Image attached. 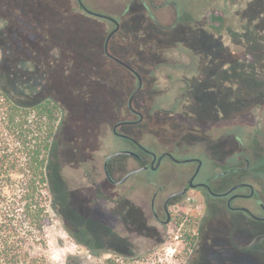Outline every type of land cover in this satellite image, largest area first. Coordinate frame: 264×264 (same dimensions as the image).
Segmentation results:
<instances>
[{
    "label": "rangeland",
    "instance_id": "1",
    "mask_svg": "<svg viewBox=\"0 0 264 264\" xmlns=\"http://www.w3.org/2000/svg\"><path fill=\"white\" fill-rule=\"evenodd\" d=\"M132 1L83 0L87 9L111 14L119 21L120 29L109 44L110 53L134 67L144 81L134 107L143 106L145 121L140 126L121 127L120 132L139 137V131L146 130L141 137L146 146H159L160 141L173 145L187 130L203 133L197 110L214 111L216 102L223 128H242L244 139L255 130L264 131V106L256 108L254 118L248 114L249 101L240 99L238 87H234L240 82L238 75L226 79L225 97L213 91V82L209 92L197 84L206 77L204 70L210 73L208 77L214 76L221 66L218 62L225 61L226 66L244 63L251 67L247 75L257 78L256 89L264 100L262 6L255 13L254 0H138L130 7ZM113 29L110 22L81 10L77 0H0V59L1 65L13 72L11 94L22 103L50 99L58 106L51 162L62 170L65 182L73 179L81 192L90 195L92 202L87 205L101 204L102 193L107 197L106 185L100 180L104 178V161L128 144L112 133L113 126L137 119L129 111L128 100L138 79L104 52L106 38ZM183 79L191 83L188 93ZM262 139L259 135L258 140ZM175 155L188 159L199 154ZM137 167L134 164L130 169ZM189 168L191 164L173 165L167 161L159 171L135 174L126 185L112 189L116 196L136 182L138 188L130 201L141 205L157 189L147 183L149 180H162L173 171ZM95 173L101 177L95 178ZM260 185L258 181L256 188ZM63 198L68 206L64 210L59 204L55 209L50 207L52 225L47 229L52 260L57 264H218L219 259L211 255L214 244L223 242L220 235L216 237V227L222 226L231 236L230 229L241 225L249 239L264 231V222H252L243 212L227 210L223 198L210 199L209 216L204 198L192 192L172 208L175 220L163 230L164 241L152 238V220L145 229L141 256L132 259L112 252L111 244L98 249L79 244L71 233L74 229L78 228L82 237L93 230L88 235L98 246L100 236L107 234L106 228L73 189L66 190ZM253 212L263 216L259 209ZM170 247L176 248L172 257L166 255ZM251 253L256 254L258 264H264V242Z\"/></svg>",
    "mask_w": 264,
    "mask_h": 264
},
{
    "label": "flooded vegetation",
    "instance_id": "2",
    "mask_svg": "<svg viewBox=\"0 0 264 264\" xmlns=\"http://www.w3.org/2000/svg\"><path fill=\"white\" fill-rule=\"evenodd\" d=\"M134 1L138 0L130 2V7ZM79 7L81 10L85 11L84 7L80 4ZM94 13L99 12L92 10V13L89 14L96 16ZM100 14L106 17L99 18H103V20L110 22L114 26V29L117 27V24L108 18H114L111 14ZM105 54L108 58H112L116 63L123 66L111 55L110 50L109 54L106 52ZM220 64L221 66H219V70L214 76L208 77L210 73L205 72L203 69V74H206V77H202V80L200 79L197 84L201 83L200 85L209 92V90H211L210 88L214 86L211 83L213 82L216 84L215 88H212L214 89L213 91L216 92L217 90L219 91L217 92L218 95H223V97H225L223 92L227 84L226 79L238 75L240 77V82L234 85L235 89L238 87L236 89L237 96L240 99L249 101L248 109L250 111L248 114L254 118V111L256 108L264 106V100H261L262 94H259L256 89L258 86L257 78L252 74L247 75V70L251 67L239 62L231 63L226 66L225 61H221L218 62V65ZM123 67L134 74L138 79V86L128 100L129 111L136 116L137 119L119 122L112 128V133L116 137L122 138L128 142L123 149L118 151H128L130 153L120 154L109 160H107V158L112 153L106 157L104 161V178L100 179L101 182L106 185L104 192L107 197H104L103 193L101 195L102 197H100L104 198L102 201L104 203L87 205L92 202L90 195L81 192V188L76 186L75 183L77 182L73 179L71 182H65L64 176L61 175L62 170L58 167L54 168V175L56 177L55 187L57 190L56 203L59 204L61 210H64L63 208L68 206L63 198V194L66 190L73 189L80 198V202L88 209L94 210L97 213L98 220L105 226L107 231L106 236H100V243H98V246H95L93 237L88 235L92 233L93 230H90L91 232H88V234L86 232V236L82 237L78 233L79 229L77 228L71 232L76 241L81 245L90 244L94 249H98L104 244H111L110 250L112 252L123 254L127 257L131 256L132 259H136L141 256V246L144 244L146 236L145 229L148 226L150 227L149 223L152 222V220L155 222V228L152 230L154 234L152 238L157 242L164 241L166 234L163 230L169 227L175 220V214L172 208L178 205L181 200L190 196L192 192H197L204 198L206 214L209 216H211L210 199L219 197L224 199V207L227 210L243 212L252 222H264V131L258 133V131L255 130L250 132L248 137L244 139L240 132L242 128L235 127L230 130L226 127L223 128L221 113L216 109V102L213 105L215 108L214 111L210 109L207 110V108L203 110L199 108V110H197L201 113L198 118V123L201 125V130L204 131L203 133L187 130L184 132L185 135L178 137L174 141L173 145H168L166 142L160 141L158 142L159 146H146L141 141V137L144 131L146 133V130H140L139 137L134 134L122 133L119 131L121 127L132 125L140 126L145 121V114L142 112L143 106L140 109L134 107V99L143 89L144 81L142 76L140 75L141 79H139L135 73L138 71L132 66L131 67L135 71L125 66ZM183 82L187 85L185 90L186 93H188L192 88L190 86L191 83L188 79H183ZM262 85H264V83H262ZM242 89L244 92H241ZM132 97L133 101L130 106V99ZM229 99L232 100V98ZM160 109L167 113L172 112V110ZM212 122H214L215 127H213ZM205 132L207 134H204ZM211 133L212 135L216 133V137L213 138ZM259 135L263 137L260 141L258 140ZM189 152L199 155L191 156L188 159L178 158V156L175 155L188 154ZM119 159L122 160V163L117 164L116 161ZM167 161L173 165L182 163L191 164V168L173 171L169 177L162 180H149L147 183L156 186L157 189L154 191L151 199L148 202L145 199L142 200L141 205L136 203L132 204L130 201L131 194L138 188L136 182H133L130 188L120 190V193L116 191L119 194L115 196V191L112 187L123 186L130 182L135 174L120 185L115 183L119 182L130 171L141 167H146L147 169L145 171H159L162 169L163 163H167ZM134 164L138 165V167L130 169V166ZM94 176L95 178L101 177L99 173H95ZM89 180L92 183L91 178H89ZM258 181L261 182V185L259 188H256ZM88 184L90 185L89 182ZM83 185L84 184L81 186ZM114 198H116V200ZM254 209H259L263 213V216L254 214ZM245 226L251 228L255 227L249 224H245ZM242 227L241 225H235L233 229H230L229 232L232 233L231 236L225 233L226 231L222 226L215 228L216 237L218 238V235H220L221 241H223L218 246L214 244L213 254H211L212 257L214 256L219 259L218 264H258L256 254L251 253V251L263 243L264 239L253 246H251V244L255 238L261 235L263 236L264 231L256 235L253 239H249L246 238L247 236ZM176 238L179 239V236L177 235ZM226 241H228V243H225ZM115 244L121 245V249H116V247L113 246ZM93 253H95V256H98V253ZM110 263L114 264L113 262Z\"/></svg>",
    "mask_w": 264,
    "mask_h": 264
},
{
    "label": "trees",
    "instance_id": "3",
    "mask_svg": "<svg viewBox=\"0 0 264 264\" xmlns=\"http://www.w3.org/2000/svg\"><path fill=\"white\" fill-rule=\"evenodd\" d=\"M254 1L253 12L264 10V0ZM12 75L0 59V264H57L47 229L57 205L51 155L58 106L15 100Z\"/></svg>",
    "mask_w": 264,
    "mask_h": 264
},
{
    "label": "water",
    "instance_id": "4",
    "mask_svg": "<svg viewBox=\"0 0 264 264\" xmlns=\"http://www.w3.org/2000/svg\"><path fill=\"white\" fill-rule=\"evenodd\" d=\"M79 2V4L81 6L84 7L85 11H87L88 13H92L91 10L87 9L85 6H84V3L82 0H77ZM96 16L98 17H106L104 15H101L100 13H94ZM110 20H112L113 22H115L117 24V27L107 36V39L105 41V52L107 54H109V43H110V40L111 38L118 32L119 30V23L116 19L112 18V17H108ZM116 61H118L120 64H122L123 66H125L126 68L132 70V71H135L130 65H128L127 63H125L124 61L118 59V58H115ZM137 74V76L139 77V79H141V76L138 72H135ZM138 91V90H137ZM134 97V96H133ZM133 97L130 99V106L132 105V101H133ZM126 153H130L128 151H117V152H114L112 153L111 155L108 156L107 160H109L110 158L112 157H115L117 155H120V154H126ZM190 161V160H188ZM147 168L146 167H141V168H137L135 170H132L130 171L126 176H124V178H122L119 182H115L116 184L120 185L122 184L123 182H125L129 177H131L132 175L134 174H137V173H141L142 171H145ZM264 239V235L262 236H258L257 238L254 239V241L252 242L251 246L255 245L256 243L260 242L261 240Z\"/></svg>",
    "mask_w": 264,
    "mask_h": 264
},
{
    "label": "built area",
    "instance_id": "5",
    "mask_svg": "<svg viewBox=\"0 0 264 264\" xmlns=\"http://www.w3.org/2000/svg\"><path fill=\"white\" fill-rule=\"evenodd\" d=\"M170 250H171V253H170ZM175 252H176V248L175 249H173L172 247H170V248H168V249H166V255H170L171 257L175 254Z\"/></svg>",
    "mask_w": 264,
    "mask_h": 264
}]
</instances>
